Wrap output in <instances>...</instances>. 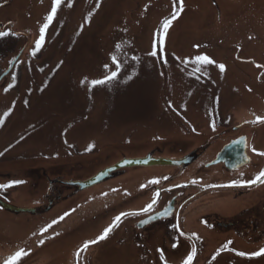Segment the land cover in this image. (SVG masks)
<instances>
[{
    "label": "rangeland",
    "instance_id": "rangeland-1",
    "mask_svg": "<svg viewBox=\"0 0 264 264\" xmlns=\"http://www.w3.org/2000/svg\"><path fill=\"white\" fill-rule=\"evenodd\" d=\"M52 4L0 0V31L8 33L0 37V75L19 55L0 80V116L11 109L0 124V185H9L0 188V201L35 210L0 205V237L22 239L26 253L54 257L52 264L68 258L71 264H149L144 254L156 239L127 236L123 227L130 222L122 218L112 236L75 253L112 223L117 209L150 203L177 167L124 168L84 190L59 181L83 180L122 157L149 152L194 156L175 183L223 171L204 163L224 143L216 141L233 134L238 119L231 116L259 117L262 108L257 97L264 89L256 85V97L250 95L255 67L244 60L264 65V0H183L166 34L161 22L172 15L174 0H99V7L97 0H71V6L62 0L32 54ZM201 54L215 63L197 64L193 58ZM113 55L120 63L116 78L90 87L88 81L116 70ZM253 136L264 138L260 130Z\"/></svg>",
    "mask_w": 264,
    "mask_h": 264
},
{
    "label": "flooded vegetation",
    "instance_id": "flooded-vegetation-1",
    "mask_svg": "<svg viewBox=\"0 0 264 264\" xmlns=\"http://www.w3.org/2000/svg\"><path fill=\"white\" fill-rule=\"evenodd\" d=\"M244 61L255 67L253 72L256 74L249 77L247 87L250 95L256 97L254 87L258 85L264 89V65L251 57ZM257 98L262 106L259 117L264 118V91ZM231 118L238 119L232 126L233 134L228 139L217 140L224 143L214 150L211 160L204 163L206 167L221 164L223 171L210 175L197 173L195 183L193 178L185 177L175 183L184 171V165L177 166L175 176L164 178L155 187V194L159 193V196L149 212H141L143 208L116 210V216L122 212L139 213L121 217L130 222L123 227L127 236L137 238L140 232H144V237L137 239L142 242L156 239L145 251L146 263L148 260L149 264H183L194 246L191 264H264V254L239 255L241 252L256 253L264 248V183H242L254 179L264 169V155L257 154L264 152V138L255 139L253 136L255 130L264 135V120L253 123L256 117L251 111L242 118ZM248 126L255 130H247ZM154 153L147 154L160 157ZM189 157L191 162L194 156ZM59 182L63 183V180ZM147 196L149 200L150 195ZM50 206L49 202L47 208ZM165 210L167 214L156 215ZM134 218H137L135 222ZM147 230L150 231L145 233ZM110 236L112 233L107 237ZM20 249L22 239L0 237V264ZM54 260V257L46 258L40 253L35 252L34 255L29 252L14 264H32L35 261L37 264H52ZM68 264H71L70 258Z\"/></svg>",
    "mask_w": 264,
    "mask_h": 264
},
{
    "label": "snow or ice",
    "instance_id": "snow-or-ice-1",
    "mask_svg": "<svg viewBox=\"0 0 264 264\" xmlns=\"http://www.w3.org/2000/svg\"><path fill=\"white\" fill-rule=\"evenodd\" d=\"M61 3H62V0H53L51 11L45 17V23L40 26V29H39V33L40 34H39L38 39L35 41V47L32 49V54H35L43 46L44 37H45V31L48 28L49 24L53 21L55 15L57 13L58 7L61 5ZM68 3H69V6H71V0H68ZM177 3L179 5L178 9H177ZM97 7H99V0H97ZM182 10H183V0H174L172 15L170 17L164 18L162 20V22H161V28L163 30V34L167 33V30L171 26L172 21L175 20L179 16V14H180V12ZM88 15L91 16V13H89ZM87 20H88V17L86 16L85 17V21L87 22ZM6 35H8L7 32L0 31V37L6 36ZM160 42H161V45H162L163 44V39L162 38H161ZM116 47H117V49H119L120 45L118 44ZM149 55L155 56L156 53L152 52V53H149ZM111 59H112L113 64L116 65V70L115 71H111L109 74L105 75L102 79L88 81V84H89L90 87L95 86V85L104 84V83L109 82V81H111V80L116 78V76L118 74V71H119V68H120V63H119V61H118V59H117V57L115 55H113L111 57ZM133 59H138V58L137 57H133ZM193 60L197 64H201V63L202 64H213V63H215V61H213L210 57H208L205 54H201V55L195 56L193 58ZM218 67H219V69L221 71H223L225 69V65H223V64H219ZM105 68H108V65H105ZM197 70H199V69H197ZM86 80H87V78H85V80H82L81 83L82 84L85 83ZM9 87H12V85L9 84ZM5 91H7V89H5ZM10 111H11V109H9L8 112H5L3 114V116H0V124L3 123L4 117H6L10 113ZM260 120H264V118L256 117V120L252 121V122L255 123V122L260 121ZM90 147H91V145H90ZM253 151L255 152L256 150L253 149ZM257 154L258 155H264V152H259ZM20 182L21 181H14L13 183H20ZM257 182L264 183V169H261L260 172L255 176L254 179L249 180V181H245V182H242V183L255 184ZM150 183H158V181L157 180H152V181H150ZM193 183H195V181H193ZM232 183L235 184L236 182L233 181ZM8 186L9 185H0V188L8 187ZM141 187H144V185H142ZM158 196H159V193L154 194L153 199L151 200V202L149 204H147L143 209H140V211L141 212H149L153 208V206L156 204ZM136 214H139V213H129V212L119 213L117 216H115L113 218L112 223L110 225H108L106 228L103 229V232L99 236H97L94 240L85 241L81 245V247L77 250L75 255L79 256L80 252L86 250L89 247V245L96 244L100 240H103V239L107 238L108 234L112 231V229L114 227L118 226V224H119V222L121 220V217L129 216V215H136ZM165 214H167L166 210H165L164 213H157L156 215H165ZM65 215H67V213ZM60 219H63V217H60ZM150 219H151V217H150ZM52 223H56V221H53ZM141 223H147V221H142ZM49 227H51V224H49L45 228L41 229V232L46 231L47 228H49ZM193 235H195V234H193ZM39 243L42 244L43 241H40ZM175 246L176 245H173V247H175ZM217 254H218V252H217ZM261 254H264V248L260 249L259 252H256V253H251V254H246V253H242V252L239 253V255H242V256L243 255H261ZM24 255H27V253L23 249H20V250L16 251L13 255H11L8 259H6L4 261V264H14V262L18 261ZM194 255H195V247L193 246L192 251L189 252V254H188L187 258L185 259V261L183 262V264H191V261H192ZM161 258L163 259V255H161ZM213 259H215V256H213Z\"/></svg>",
    "mask_w": 264,
    "mask_h": 264
},
{
    "label": "water",
    "instance_id": "water-1",
    "mask_svg": "<svg viewBox=\"0 0 264 264\" xmlns=\"http://www.w3.org/2000/svg\"><path fill=\"white\" fill-rule=\"evenodd\" d=\"M19 55L13 60L11 65L8 69L0 75V80L5 76L13 67L14 63L18 59ZM190 162V157L188 158H164V157H154L150 154H147L142 157H123L116 160L114 163H111L94 174L90 177L85 178L83 180H75V181H63L64 184L70 186H77L78 189L84 190L91 188L97 184H100L105 179L110 178L112 173L124 169V168H131V167H154V166H182ZM215 163V162H214ZM0 205L5 210H10L13 212H34L33 208H18L11 206L9 204L0 202Z\"/></svg>",
    "mask_w": 264,
    "mask_h": 264
}]
</instances>
